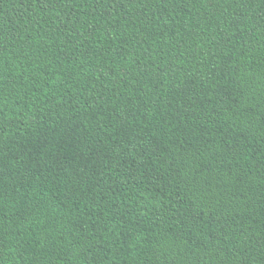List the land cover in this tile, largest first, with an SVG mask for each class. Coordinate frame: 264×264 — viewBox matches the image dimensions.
Returning <instances> with one entry per match:
<instances>
[{
	"label": "trees",
	"instance_id": "16d2710c",
	"mask_svg": "<svg viewBox=\"0 0 264 264\" xmlns=\"http://www.w3.org/2000/svg\"><path fill=\"white\" fill-rule=\"evenodd\" d=\"M0 264H264V0H0Z\"/></svg>",
	"mask_w": 264,
	"mask_h": 264
}]
</instances>
